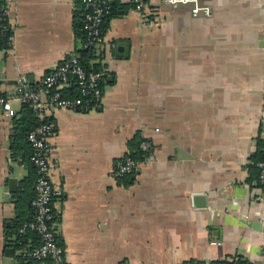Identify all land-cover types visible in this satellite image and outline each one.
<instances>
[{
	"label": "crops",
	"instance_id": "crops-1",
	"mask_svg": "<svg viewBox=\"0 0 264 264\" xmlns=\"http://www.w3.org/2000/svg\"><path fill=\"white\" fill-rule=\"evenodd\" d=\"M78 1L9 2L1 95L15 93L21 74L36 87L82 46ZM199 1L210 17L146 0L144 14L130 7L107 20L93 60L104 73L99 106L44 116L55 124L49 177L60 191L54 230L67 264H254L262 256L264 204L255 196L264 184L252 156L264 141V0ZM13 118L0 114V264H19L5 226L27 175L22 157H11ZM138 132L156 161L114 176Z\"/></svg>",
	"mask_w": 264,
	"mask_h": 264
},
{
	"label": "built area",
	"instance_id": "built-area-1",
	"mask_svg": "<svg viewBox=\"0 0 264 264\" xmlns=\"http://www.w3.org/2000/svg\"><path fill=\"white\" fill-rule=\"evenodd\" d=\"M10 1L5 0V3L0 5V42L5 39L4 34L8 29L7 24H3V21H6L8 17ZM117 1L120 0H81V28L86 38V42L82 44L83 48L92 46L99 48L106 43L103 24L110 13L111 5ZM130 3L133 4L135 11L140 14L145 13V0H130ZM163 3L171 8L189 6V13L193 18L210 17L212 14L211 8L199 0H163ZM4 42L10 47L12 44L11 35H8ZM111 45L113 46V43ZM103 77V71H86L81 66L77 53L73 52L52 71L44 73L36 87L30 85L24 74L19 75L16 79L15 93L11 96L0 95V114L8 118L15 117L18 109L14 104L29 105L38 118H43L49 110L54 109L85 111L96 108L101 101L100 84ZM72 85L76 86L78 93L76 96H71L68 92ZM54 133V122L46 120L30 131L27 136L32 149L30 161L37 170L36 196L31 202L33 217L19 228L18 233L19 236L27 232L36 233L39 245L33 249L20 245L16 254L35 262L48 260L50 264H67L65 250L58 243L54 230L53 201L60 194L49 177L48 152ZM141 136L143 140L140 143V149L145 153L144 159L136 161L129 156H123L115 164L114 176L123 177L134 174L142 164L156 161L152 141L146 135ZM257 167L259 169L258 180L264 184V159L257 162ZM255 200L264 204V195L259 193L255 196ZM228 260L236 261L238 259ZM254 264H264V249L259 261Z\"/></svg>",
	"mask_w": 264,
	"mask_h": 264
},
{
	"label": "trees",
	"instance_id": "trees-1",
	"mask_svg": "<svg viewBox=\"0 0 264 264\" xmlns=\"http://www.w3.org/2000/svg\"><path fill=\"white\" fill-rule=\"evenodd\" d=\"M146 2V0H145ZM5 0H0V5L4 4ZM77 10L75 11V17L73 22V29L77 38H82V44L86 42L85 34L81 28V4L77 2ZM133 8V4H121L119 2H115L111 5L110 13L106 17L105 22L103 24V30L105 31L106 22L110 18L123 16L129 8ZM6 21H3V24ZM9 35V31H5L4 38ZM3 41L0 42V47H4L6 43ZM78 55L79 62L81 66L86 71H102L103 68L98 63H93L95 60V52H97L96 47L92 46L90 48H83L82 46L75 51ZM71 96L78 95L77 89L75 85L70 87V91H68ZM1 95V94H0ZM13 130L10 139V149H11V157L13 159L17 157H22L23 164L27 168V175L24 176L13 193L12 203L15 208V214L13 219L9 224L5 226V236L9 244L17 250L18 247L24 246V248L33 249L39 245V238L34 232H27L22 236H19L18 230L25 223L32 219L33 217V209L31 207V202L36 196L35 192V181L37 177V170L34 164L30 161V156L32 153L31 145L28 142L27 136L30 131L34 130L37 126L45 122L46 118H38L36 117L33 110L29 105L23 104L20 107L17 115L13 118ZM141 133L138 132L133 139L128 143V154L126 156L131 157L136 161H141L145 157L144 151L140 149V143L142 142ZM258 143V152L257 154L252 156V160L255 164L264 159V141H257ZM258 175V174H257ZM19 264H33L35 261L31 259H25L24 257L18 256ZM50 264V261L48 262ZM118 264H127L125 262H120ZM200 264V263H196ZM210 264H248L246 260L239 258L236 261L230 260H221L214 261Z\"/></svg>",
	"mask_w": 264,
	"mask_h": 264
},
{
	"label": "water",
	"instance_id": "water-1",
	"mask_svg": "<svg viewBox=\"0 0 264 264\" xmlns=\"http://www.w3.org/2000/svg\"><path fill=\"white\" fill-rule=\"evenodd\" d=\"M16 182H17V180L15 178H10L9 179V186L5 188L6 194H5L4 198L6 200L8 199V197L10 195V192L14 190ZM253 227L258 229V230H260L261 226H259V224H253Z\"/></svg>",
	"mask_w": 264,
	"mask_h": 264
},
{
	"label": "rangeland",
	"instance_id": "rangeland-1",
	"mask_svg": "<svg viewBox=\"0 0 264 264\" xmlns=\"http://www.w3.org/2000/svg\"><path fill=\"white\" fill-rule=\"evenodd\" d=\"M14 106H16V104H14Z\"/></svg>",
	"mask_w": 264,
	"mask_h": 264
}]
</instances>
